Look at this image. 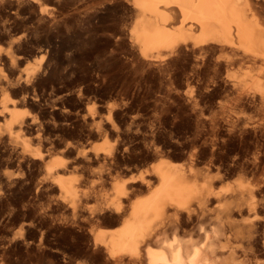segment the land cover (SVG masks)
I'll return each instance as SVG.
<instances>
[{"label":"bare ground","instance_id":"6f19581e","mask_svg":"<svg viewBox=\"0 0 264 264\" xmlns=\"http://www.w3.org/2000/svg\"><path fill=\"white\" fill-rule=\"evenodd\" d=\"M37 1L0 0V9L27 14L21 27L32 20L49 29L60 26L61 9L35 7ZM131 2L134 21L125 43L129 61L162 72L197 53L218 68L241 63L249 69L226 79L227 99L216 106L209 99L216 86L214 75L208 79L213 87L206 85L204 93L201 86L186 84L190 94L198 90L192 112L197 122L207 123V148L183 162L160 158L114 182L109 197L86 207L84 198L105 190L112 179L116 158L112 159L110 142L124 146L117 107L107 93L88 85H56L55 73L62 64L53 61L56 40L35 38L36 28L29 27L15 38L8 34L6 47L0 48V143L9 146L12 156L42 166L43 179L68 210L45 231L49 258L56 264H264V8L258 0ZM122 35L116 37L117 44L125 41ZM29 43L36 47L27 50ZM27 56L31 64L24 62ZM72 93L76 100L66 101ZM19 105L29 110L22 112ZM65 134L75 141L65 139ZM97 140L101 143L96 145ZM123 150L132 161L133 150ZM55 152L59 154L51 158ZM162 153L154 149L155 156ZM182 154H175V159ZM68 173L77 177L66 178ZM81 185L85 189L78 191ZM141 188L149 190L147 196L131 199ZM206 215L214 217L205 227ZM190 224L196 236L186 234ZM20 229L10 242L25 239L24 226ZM0 259L8 264L9 252L3 251Z\"/></svg>","mask_w":264,"mask_h":264},{"label":"rangeland","instance_id":"374dc122","mask_svg":"<svg viewBox=\"0 0 264 264\" xmlns=\"http://www.w3.org/2000/svg\"><path fill=\"white\" fill-rule=\"evenodd\" d=\"M131 1L38 0V4L35 7L44 5L48 8L56 6L55 8L61 9L63 15L60 26L58 25L55 29H49L47 25L42 26V23L40 25L36 21L34 23L33 20L31 23L24 24L30 29L36 28V31H34L35 38H52L57 41L58 49L54 53L53 61H62V64L55 73L58 78L56 85L65 83L73 89H77L81 85H88L97 89L100 93H107L110 98L109 101L117 107V124L119 131H122H120L119 139L123 138L124 146L122 143H116L113 140L110 142L112 159L116 158L115 160L113 159L115 170L112 179L106 186L107 188L105 187V190H101L97 195H90L84 198L86 207L96 205L98 199L109 197L111 194L110 188L114 182L128 179L131 175L149 168L150 165L160 158L167 157L171 161L183 162L187 158H193V154L201 150L202 147L207 148L209 146L207 145L208 140L203 135V130L206 129L207 123L197 122L192 112L194 109L192 100L193 97H196L198 90L195 87L190 94V87H186V84L188 82L194 86L197 84L202 87L201 90L204 93L208 90L205 88L207 87L206 85L210 88L213 87L211 86L213 85L212 82L208 79L214 75L217 80L216 86L213 87L214 91L209 99L211 104L216 106L227 99L226 79H229L232 75H245L249 69L241 63L229 65L222 63L218 68L211 63L209 64V62L205 61L206 58L201 57L197 53H191L183 62L176 66H171L170 70L162 72H158L152 67H144V65L129 61L131 55L130 51L126 50L128 47H125V43L128 44L126 37H129L128 33L134 21V17L130 15V10L133 7V2ZM258 3L259 6L262 5L263 9L264 0H258ZM176 17L179 18L178 13ZM27 18V14H13L8 8L0 9V48L4 49L6 47L9 39L8 34L11 35L10 37L15 38L21 33L22 28L23 30L26 28L21 27V20ZM194 33L197 34L198 30H194ZM121 34H123L122 37H124L125 41L123 44H117L119 39L117 40L116 37L118 35L121 36ZM114 41H117L116 44H114ZM61 46H64V50L60 49ZM34 47L36 45L34 44L33 46V43L26 45L27 50H31ZM24 59V62H27L26 64H31L32 57L27 56ZM194 60L197 61L196 64H194ZM199 72L201 74L198 75L197 73ZM250 75L252 73L249 74L248 78ZM249 80L247 79L250 83L251 80ZM2 96L0 94V100ZM75 100L76 96L74 93L66 98L68 102H74ZM87 101L84 99L83 104L87 103ZM22 107L19 105V110L22 112L25 111L26 113L29 110L28 107ZM249 112H251V115H255L253 109H250ZM158 134L159 136H157ZM67 135H63L65 139L75 141L74 136ZM100 143L101 140L94 142L96 145ZM145 143L147 144L145 145ZM128 145L130 146L129 148ZM249 145H251V142ZM125 147L127 150H133L132 154H135V157L132 161L127 159V152L123 150ZM154 149H159L163 153L159 157L155 156ZM180 152L184 156L180 159H175V154L178 155ZM58 154V152H55L51 158L57 157ZM15 157L12 156L6 143H0V193H5L3 199L0 200V258L1 253L7 250L9 252L8 264H56L48 256L49 250L45 245L44 235L49 223L52 220L57 221L60 215L62 217L68 214V210L60 206L58 194L52 190L49 182L43 179L44 171L42 166L33 165ZM81 161L79 160V164L83 165L84 162ZM93 165L96 166L98 164L94 163ZM65 176L66 178L77 177V174L68 173ZM229 182L231 180L224 184ZM84 186L87 187L88 184ZM84 186H78L77 190L85 189ZM137 191L135 192L136 194L133 193L131 195L132 197L130 196L131 199L142 198L149 193V190L144 188ZM213 217V215H206L202 220L203 226L206 227ZM21 225L24 226L23 238L25 239L10 242V237L19 233ZM185 230L186 234L188 232L189 234L194 232L193 236L197 234L193 224L187 226ZM40 235L43 237L41 244L38 243ZM29 240L31 243L26 245L25 243ZM23 242H25V245Z\"/></svg>","mask_w":264,"mask_h":264}]
</instances>
